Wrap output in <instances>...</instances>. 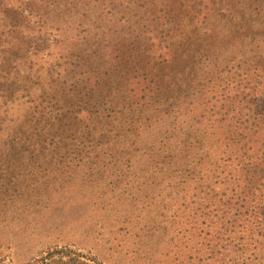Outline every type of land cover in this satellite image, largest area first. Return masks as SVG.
<instances>
[{
	"label": "trees",
	"instance_id": "1",
	"mask_svg": "<svg viewBox=\"0 0 264 264\" xmlns=\"http://www.w3.org/2000/svg\"><path fill=\"white\" fill-rule=\"evenodd\" d=\"M221 57L263 69L229 86ZM263 64L264 0H0V217L10 199H38V182L63 166H167L171 177L206 145L264 150ZM196 94L200 119L211 111L204 128L231 119L217 138L178 119ZM238 203L222 205L237 215Z\"/></svg>",
	"mask_w": 264,
	"mask_h": 264
},
{
	"label": "rangeland",
	"instance_id": "2",
	"mask_svg": "<svg viewBox=\"0 0 264 264\" xmlns=\"http://www.w3.org/2000/svg\"><path fill=\"white\" fill-rule=\"evenodd\" d=\"M227 59L217 60V68L224 83L230 80L228 85L241 79V72H248L254 61L244 59L237 69L239 60ZM202 60L207 70L209 60ZM258 65L257 72L263 69ZM249 71V78L258 76L253 66ZM231 89L224 93L229 95ZM199 99L200 94L190 102L181 99L178 119L192 115L201 121L197 132L213 139L231 119L225 116L220 129L204 128L211 111L201 120ZM239 108L233 116H239ZM245 117L242 113L235 120ZM148 129L141 128L146 134ZM257 149L258 145L240 153L235 147L206 145L194 149L192 163L186 162L171 177H166L167 166L163 172L148 173L135 165L63 166L52 171L57 178L38 182V199L8 200L0 217V264H84V257L87 264H263L264 150ZM236 200L243 205L240 214L233 215L234 210L222 204ZM206 202L211 204L207 207ZM251 231L258 241H252ZM58 249L64 254L49 256ZM72 251L83 257L71 260L67 254L75 255Z\"/></svg>",
	"mask_w": 264,
	"mask_h": 264
}]
</instances>
